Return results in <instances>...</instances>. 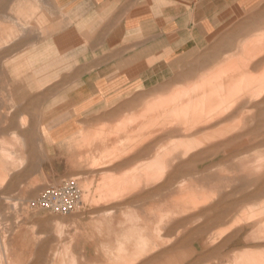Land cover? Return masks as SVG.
<instances>
[{
  "label": "rangeland",
  "instance_id": "obj_1",
  "mask_svg": "<svg viewBox=\"0 0 264 264\" xmlns=\"http://www.w3.org/2000/svg\"><path fill=\"white\" fill-rule=\"evenodd\" d=\"M26 2L0 0V21L22 14ZM262 11L264 0L250 3L246 11L224 22L195 58L165 69L149 95L138 102L136 114L122 113L118 122L93 129L76 162L78 172L56 183L46 178L34 114L18 105L0 67V264H264V239L255 233L264 223H258L264 221V98L259 116L255 103V96L264 94V64L259 67L262 56L256 58L264 53V28L245 37L235 32L253 27L255 15ZM210 76L243 77L250 85L236 101L230 100L236 104L227 125L217 122L216 132L213 129L222 133L218 139L213 134L210 145L183 153L185 146H195L206 134L201 131L191 139L173 136L147 154L141 150L120 159L167 122L171 113L165 110L175 107L183 93ZM145 92L139 90L137 99ZM256 124L260 129L253 128ZM227 129H232V136ZM176 154L180 159H174ZM68 179L78 180L82 192L72 214L36 208L43 189ZM236 225L240 226L224 234ZM202 240L206 248L200 246Z\"/></svg>",
  "mask_w": 264,
  "mask_h": 264
},
{
  "label": "crops",
  "instance_id": "obj_2",
  "mask_svg": "<svg viewBox=\"0 0 264 264\" xmlns=\"http://www.w3.org/2000/svg\"><path fill=\"white\" fill-rule=\"evenodd\" d=\"M258 1L27 0L22 14L2 17L0 67L18 105L34 114L48 182L78 172L93 129L136 114L165 69L195 58L224 22ZM255 18L253 27L236 29L238 36L264 28V12ZM139 90L146 92L137 99ZM255 233L264 239V223Z\"/></svg>",
  "mask_w": 264,
  "mask_h": 264
},
{
  "label": "bare ground",
  "instance_id": "obj_3",
  "mask_svg": "<svg viewBox=\"0 0 264 264\" xmlns=\"http://www.w3.org/2000/svg\"><path fill=\"white\" fill-rule=\"evenodd\" d=\"M259 54L256 56L258 57ZM252 58V57H251ZM253 60V58H252ZM249 62V61H248ZM247 63V62H245ZM251 63V62H250ZM248 63L247 65L245 64L244 65V70L247 71V68H248ZM234 71V70H233ZM235 73V71H234ZM231 75V74H230ZM236 75V74H235ZM233 74V76H235ZM241 75V73H240ZM233 76H229L227 79H221L219 80L220 76L219 77H215L213 79H207L206 81H203L200 85H196L194 86L193 88H191V90L185 94L183 93L182 96H181V99H177V101L174 103L177 104L175 107H172L171 109L169 108L168 110H165L166 114L168 113H171V117L169 115V117L166 115L165 118H167V122L164 124H161L159 126H157V128L152 131L153 133H151V135H149L147 137V139L141 141L140 143L136 144L132 150L129 151V153L127 152L126 155H123L120 159H124V158H127L130 154H134L135 152H138V151H141L142 150V154H147L149 152L152 151L153 147L156 145V144H160V141L163 140V139H168L170 137H173V136H178V137H184V138H187V139H191L193 138L195 135H198L200 134L201 131H204V134H206L204 137H202V140L200 139V141H197L198 144H196L195 146H185L184 147V151L183 153H189V152H192V150L194 151L195 148L201 146V145H205V146H208L210 145V143L213 141L212 137L213 134H216L215 130H217V122H219L220 124H226L228 119H229V114L235 109V102L236 100L235 97H237V95L244 89H246L247 87H250L249 85V81H245V79L242 77V78H236V77H233ZM242 76V75H241ZM247 80V79H246ZM256 83V82H255ZM247 84L249 86H247ZM263 86V85H262ZM260 86V88L262 87ZM263 89H260L264 91V87H262ZM252 89V88H251ZM250 89V90H251ZM249 90V91H250ZM248 91V92H249ZM251 92V91H250ZM247 93V92H246ZM252 94V92H251ZM255 95V94H254ZM258 98V96H255ZM240 98V97H238ZM263 98V97H262ZM233 99L231 102L230 100ZM254 99V98H253ZM252 99V101H253ZM256 99V100H257ZM255 100V101H256ZM261 100V99H260ZM259 101V100H258ZM254 102V101H253ZM252 102V103H253ZM230 103V104H229ZM250 103V104H252ZM244 104V103H243ZM245 104H249V103H245ZM257 104V103H256ZM225 105V107H223ZM240 106V105H239ZM244 106V105H243ZM259 106V104L257 105ZM237 107V106H236ZM242 108V107H241ZM246 109V108H245ZM163 111V110H162ZM242 111V110H241ZM164 113V111H163ZM251 113V111H250ZM255 113V112H254ZM172 114L174 116H172ZM164 116V115H163ZM252 116V115H251ZM249 119V118H248ZM219 125V124H218ZM227 125V124H226ZM238 126V125H237ZM257 126V125H256ZM226 127V126H225ZM228 127V126H227ZM221 128V127H220ZM237 128V127H236ZM213 129L215 132H213ZM260 129V128H259ZM219 130V129H218ZM228 130V129H227ZM230 131L232 129H229ZM228 130V132H229ZM240 131V130H239ZM246 131V129H245ZM258 131V130H257ZM207 132V133H205ZM222 132V131H220ZM225 132V131H223ZM226 132V133H228ZM235 132V131H234ZM254 132V131H253ZM252 132V134H253ZM218 133V132H217ZM230 133V132H229ZM239 133V132H238ZM255 133V132H254ZM222 134V133H221ZM219 134V135H221ZM224 135H226L225 133H223ZM232 134V132L230 133V135ZM216 134V138L218 139V136ZM246 135V134H245ZM256 135V134H255ZM223 136V135H222ZM232 136V135H231ZM257 136V135H256ZM200 137V135H199ZM220 137V136H219ZM229 137V136H228ZM244 138V137H243ZM242 138V139H243ZM226 139V138H225ZM240 139V138H239ZM232 140V139H231ZM257 140V139H256ZM196 141V139H195ZM221 142V140H219ZM224 142V140H223ZM232 142V141H231ZM229 142V144L231 143ZM244 142V141H243ZM236 143V142H235ZM256 143V141H255ZM225 144V143H224ZM237 144V143H236ZM188 145V144H187ZM221 145V144H220ZM223 145V144H222ZM226 145V144H225ZM223 145V147L225 146ZM239 145V144H238ZM246 145V144H245ZM158 146V145H157ZM236 146V145H234ZM243 146V145H242ZM241 146V147H242ZM159 147V146H158ZM210 147V146H209ZM218 147H221V146H218ZM222 147V149H223ZM238 147V146H237ZM200 148V147H199ZM229 148V147H228ZM131 149V148H130ZM157 149V148H156ZM159 149V148H158ZM221 149V148H220ZM255 149V148H254ZM196 150V149H195ZM214 150V149H212ZM218 150V149H217ZM215 150V151H217ZM240 150V149H238ZM170 151V150H169ZM219 151V150H218ZM225 151H226V147H225ZM228 151V150H227ZM163 152V151H162ZM167 152V151H166ZM197 152V151H196ZM207 152V151H206ZM205 152V153H206ZM241 152V151H240ZM141 153V152H140ZM169 153V152H168ZM175 153V152H174ZM178 152L177 154L179 156H181ZM200 153V152H199ZM203 153V152H202ZM202 153H200L202 155ZM204 153V154H205ZM210 152L206 153L209 155ZM246 153V152H245ZM250 153V152H249ZM252 153V152H251ZM166 154V153H165ZM170 154V153H169ZM168 154V155H169ZM177 154L174 155V159H177L180 157H177ZM204 154H203V158H204ZM213 154V153H212ZM140 155V154H139ZM164 155V154H163ZM162 155V156H163ZM184 155V154H183ZM183 155L181 157H183ZM191 155V153H190ZM131 156V155H130ZM172 156V155H171ZM186 156V155H185ZM184 156V157H185ZM189 156V155H188ZM206 156V155H205ZM234 156V155H233ZM247 156V155H246ZM161 157V156H160ZM165 157H167V155H165ZM173 157V156H172ZM191 157V156H190ZM198 157H200L198 155ZM197 156H194V159L198 158ZM202 157V156H201ZM200 157V158H201ZM130 158V157H129ZM169 158V157H167ZM163 159V158H162ZM161 159V160H162ZM173 159V160H174ZM183 159V158H182ZM185 159V158H184ZM208 159V158H207ZM218 159V158H217ZM160 160V161H161ZM199 160V158L197 159ZM220 160V159H219ZM230 160L234 161L233 159L230 158ZM248 160V159H247ZM165 161V160H164ZM170 161V160H169ZM167 162V163H170V162ZM175 161V160H174ZM178 163H180L179 160H177ZM176 161V162H177ZM192 161V160H191ZM203 161V159H202ZM229 161V160H228ZM244 161V160H243ZM175 162V163H176ZM222 161H220L221 163ZM231 162V161H230ZM240 162V161H239ZM238 162V163H239ZM163 163V161L161 162ZM237 163V164H238ZM164 164V163H163ZM173 163L169 164L170 166L172 165ZM193 164V163H192ZM195 164V163H194ZM219 164V163H218ZM176 165V164H175ZM163 166V165H162ZM165 166V164H164ZM194 166V165H193ZM204 166V165H203ZM217 166V164H216ZM219 166V165H218ZM167 168L169 166H166ZM179 167V166H178ZM183 167V166H182ZM196 167V166H194ZM199 167V166H198ZM171 168V167H170ZM181 168V167H179ZM200 168V167H199ZM212 168V167H211ZM214 168L215 165H214ZM165 169V168H164ZM178 169V168H177ZM182 169V168H181ZM185 169L188 170V168L185 166ZM190 169V168H189ZM204 169V168H203ZM168 170V169H167ZM173 170V169H172ZM183 170V169H182ZM196 170V169H195ZM177 171V170H176ZM184 171V170H183ZM186 171V173H187ZM193 171V170H192ZM197 171V170H196ZM211 172V171H210ZM171 173V172H170ZM191 173V172H189ZM189 173H187V175H189ZM198 173V172H197ZM203 174V172H201ZM195 174V173H194ZM199 174H200V170H199ZM171 175V174H169ZM184 175V174H183ZM182 175V176H183ZM186 175V176H187ZM197 175V174H196ZM211 175V174H210ZM214 175V174H213ZM166 176V175H165ZM175 176V175H174ZM181 176V177H182ZM200 176V175H199ZM205 176V175H204ZM167 177V176H166ZM201 178L203 177L200 176ZM209 177V175H208ZM215 177V176H214ZM213 177V179H214ZM3 178V177H2ZM1 178V179H2ZM169 178V177H168ZM172 178V177H170ZM177 178V176H176ZM192 179H194L193 177H191ZM191 179V180H192ZM204 178L200 179L202 181H204L206 179L203 180ZM212 179V177L210 178V180ZM172 180V179H171ZM190 180V179H189ZM195 180V179H194ZM2 181V180H1ZM199 181V180H198ZM206 181V180H205ZM209 181V180H207ZM168 182V181H167ZM177 182V181H176ZM193 182V181H192ZM197 182V181H196ZM173 183V182H172ZM171 183V184H172ZM187 183V182H186ZM162 184V183H161ZM193 184H196L193 182ZM202 184V182H201ZM196 185H199L198 182ZM261 185V184H260ZM169 186V185H168ZM167 186V187H168ZM171 186V185H170ZM189 186V185H187ZM191 186V185H190ZM195 187V186H193ZM257 187V186H256ZM264 187V186H263ZM165 188V187H164ZM170 188V187H168ZM261 188V187H260ZM166 189V188H165ZM160 190V189H159ZM163 190V189H162ZM158 191V190H157ZM256 193V192H255ZM262 194V193H261ZM260 194V195H261ZM264 194V193H263ZM255 196V194H254ZM183 197V196H182ZM203 197V196H202ZM261 197V196H260ZM245 198V197H244ZM253 198H256L253 197ZM227 199V197H226ZM260 199V198H259ZM177 200V199H176ZM253 201V200H252ZM196 206V205H195ZM226 208V207H225ZM228 208V207H227ZM231 210V209H229ZM227 211V210H226ZM229 212H232V211H229ZM108 214V213H107ZM251 214V213H250ZM253 214V213H252ZM260 214V213H259ZM229 215V214H227ZM232 215V214H231ZM261 215V214H260ZM254 216V215H253ZM220 217H225V216H221ZM246 217V216H245ZM261 216L257 217L258 219L260 218ZM256 218V219H257ZM170 219V218H169ZM243 219V218H242ZM249 219V218H248ZM227 220V218H226ZM238 222H240V219L238 220ZM237 222V223H238ZM237 227V226H236ZM231 228V227H230ZM226 233V232H225ZM224 233V234H225ZM152 249V248H151ZM212 255V254H211ZM32 256V255H31ZM252 261V260H251ZM209 263V262H208ZM240 263V262H239Z\"/></svg>",
  "mask_w": 264,
  "mask_h": 264
},
{
  "label": "built area",
  "instance_id": "obj_4",
  "mask_svg": "<svg viewBox=\"0 0 264 264\" xmlns=\"http://www.w3.org/2000/svg\"><path fill=\"white\" fill-rule=\"evenodd\" d=\"M82 192L76 179L43 189L35 201L36 208L55 215H70L81 203Z\"/></svg>",
  "mask_w": 264,
  "mask_h": 264
}]
</instances>
